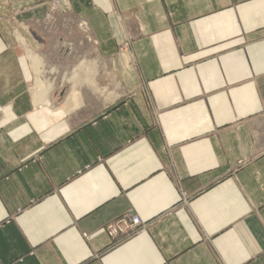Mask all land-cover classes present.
Wrapping results in <instances>:
<instances>
[{
  "label": "crops",
  "instance_id": "1",
  "mask_svg": "<svg viewBox=\"0 0 264 264\" xmlns=\"http://www.w3.org/2000/svg\"><path fill=\"white\" fill-rule=\"evenodd\" d=\"M50 1L0 0V264H264V0Z\"/></svg>",
  "mask_w": 264,
  "mask_h": 264
},
{
  "label": "rangeland",
  "instance_id": "2",
  "mask_svg": "<svg viewBox=\"0 0 264 264\" xmlns=\"http://www.w3.org/2000/svg\"><path fill=\"white\" fill-rule=\"evenodd\" d=\"M47 8L48 12L45 18L47 21H42L40 24L39 22L32 23L33 27L39 28L40 25L42 29L55 30L57 32V38L54 40L55 44L57 42L59 43V46L64 45V43L66 44V42L70 41L71 39V41H77L78 39L79 42L82 43L81 39L84 38V35L81 32L84 28L83 24L80 21H74V19H72V10L69 6H67L66 0H52L50 1ZM55 18L56 21H54ZM24 27H30L28 22L25 23ZM77 61H79V59H74V62Z\"/></svg>",
  "mask_w": 264,
  "mask_h": 264
},
{
  "label": "built area",
  "instance_id": "3",
  "mask_svg": "<svg viewBox=\"0 0 264 264\" xmlns=\"http://www.w3.org/2000/svg\"><path fill=\"white\" fill-rule=\"evenodd\" d=\"M145 227L146 224L139 217L128 213L109 221L104 230L111 239L121 242L140 234Z\"/></svg>",
  "mask_w": 264,
  "mask_h": 264
},
{
  "label": "bare ground",
  "instance_id": "4",
  "mask_svg": "<svg viewBox=\"0 0 264 264\" xmlns=\"http://www.w3.org/2000/svg\"><path fill=\"white\" fill-rule=\"evenodd\" d=\"M75 21V20H74ZM20 35V34H19ZM55 45H57V46H59V43L57 42ZM64 45H65V43H64ZM69 45H71V46H73V47H78V46H82V45H84V44H82V43H78L77 41H72ZM68 48V47H67ZM70 49V48H69ZM71 50V49H70ZM27 51V50H26ZM27 55V54H26ZM63 55V54H62ZM77 55H73V56H71L72 58H75ZM81 56V55H80ZM28 57H29V59H30V61H31V64H32V67H33V70H34V72H35V75H36V86H35V91H38V90H40L41 88H43V86H44V84H43V81H39V78L37 77V75L39 74V68H38V66H39V63H40V61H45L44 60V58H42V57H40V56H38V55H35V53L33 54V53H31V52H28ZM86 62V61H85ZM84 63V62H83ZM94 65V64H93ZM42 69V68H41ZM80 69H81V64L79 65V71H77V72H75V73H73V75H72V77L70 78V79H77L78 77H79V74H80ZM41 71V70H40ZM43 71V70H42ZM50 72H52V71H50ZM53 73H54V71H53ZM45 86H47L46 84H45ZM46 88H48V87H46ZM43 90V89H42ZM44 90H45V88H44ZM43 90V91H44ZM45 92H47V91H45ZM111 92H112V90H111ZM36 93H39V92H36ZM41 93H42V91H41ZM43 94H44V92H43ZM107 94H108V92H107ZM45 97V96H44Z\"/></svg>",
  "mask_w": 264,
  "mask_h": 264
}]
</instances>
